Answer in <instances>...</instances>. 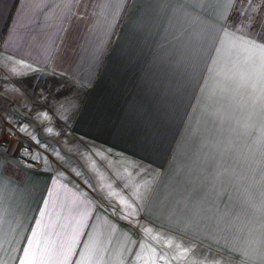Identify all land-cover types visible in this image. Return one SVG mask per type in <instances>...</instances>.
<instances>
[{"label":"crops","instance_id":"1","mask_svg":"<svg viewBox=\"0 0 264 264\" xmlns=\"http://www.w3.org/2000/svg\"><path fill=\"white\" fill-rule=\"evenodd\" d=\"M235 3L0 0V71L7 72L9 87L16 85L13 95L24 97L31 109L63 112V126L75 138L114 152L104 154L105 160L130 159L137 168H157L154 178L139 182L137 192L148 187L145 199L142 194L129 200L125 168L120 180L104 174L103 191L85 190L51 165L23 166L0 148V204L6 212L0 223L3 264H20L25 248L38 255L47 250L44 264H145V241H176L173 234L178 233L186 241L207 242L209 230H221L222 221L216 218L198 222L188 217L189 201L176 187V154L170 147L181 124H152L137 114L176 112L164 105L176 95V82L191 78L186 73L193 65H204L207 76L209 64L204 56H179L177 49L189 45L178 43L176 35L198 42L194 47L201 54L208 52L209 42L214 48L234 44L222 29L236 31L225 26ZM156 129L162 133L153 134ZM201 188L195 184L189 196L199 200ZM232 234L236 241L238 231ZM244 243L253 246L250 238ZM210 244L224 249L220 243ZM224 252L216 257L222 260ZM155 255L152 264H177L181 258L168 248Z\"/></svg>","mask_w":264,"mask_h":264},{"label":"rangeland","instance_id":"2","mask_svg":"<svg viewBox=\"0 0 264 264\" xmlns=\"http://www.w3.org/2000/svg\"><path fill=\"white\" fill-rule=\"evenodd\" d=\"M249 15L254 21L264 20V0H237L226 28L237 29L247 23ZM250 31H257L255 23ZM177 35L178 43L189 45V49H177L179 56L206 57L209 61L207 76L201 69L204 65L191 66L193 71L186 73L192 74L191 78L179 79L176 95L167 98L164 104L176 112L137 115L145 116L152 124L167 120L181 124L175 129V141L170 147L176 154V187L184 191L189 201L188 217L198 222L201 217L216 218L217 222L222 221L219 222L221 230H209L207 242L186 241L185 235L178 233L173 234L176 241H145L141 246L143 262L152 264L158 249L168 248L181 257L176 260L177 264H264V81L258 79L253 67L243 63L241 47L225 43L214 48L215 43L209 42L208 52L201 54L200 49L194 47L198 42L186 40L180 33ZM233 65L242 79L228 82L216 75L218 72L230 74ZM194 68L198 71L196 75ZM15 88L14 83L9 87L7 72L1 70L0 148L11 161L27 167H37L41 163L51 165L85 190L101 188L103 191L101 179L107 178L104 174L110 177L113 174L120 180L121 170L125 168L129 180L128 199L142 194L145 199L148 187L143 192L142 186V192H137L139 182L154 178L157 168H137L138 164L130 159L128 162L105 160L104 154L114 152L98 150L87 141L75 138L63 126V112H47L41 107L31 109L26 106L24 97L13 95ZM189 92L191 95H187ZM162 130L151 131L159 135ZM23 146L28 149L24 150ZM167 163L166 160L162 162L165 166ZM156 164L160 166L158 161ZM183 166L192 170L182 169ZM136 168L138 171L132 172ZM195 184L202 187L198 190L202 195L197 201L189 196L195 193L192 190ZM204 205L207 210L202 209ZM182 212L177 213L178 218ZM233 231L239 233L236 241L232 240ZM245 238H250L253 246H246ZM210 243H220L224 249ZM182 248L191 251L185 254ZM223 250L227 251L224 252L227 256L220 260L216 256ZM207 252L213 255H203Z\"/></svg>","mask_w":264,"mask_h":264},{"label":"snow or ice","instance_id":"3","mask_svg":"<svg viewBox=\"0 0 264 264\" xmlns=\"http://www.w3.org/2000/svg\"><path fill=\"white\" fill-rule=\"evenodd\" d=\"M250 2V0H249ZM255 23L257 31L252 32V25ZM223 35L225 37H231L235 42L234 47H241V50L244 55L243 63L253 67L254 71L257 73L259 80L264 81V20L254 21L253 18L249 15L247 23L239 25L235 32H229L227 29H222ZM217 76H222L228 82H236L238 78L242 79V74L236 68V65H233L230 74H221L216 73ZM253 89L256 88V85H252ZM51 131V129H49ZM35 159V158H34ZM6 212L0 204V223H2ZM127 219V217H125ZM33 235H36L33 232ZM2 236V233H0ZM39 247V242H37ZM182 251L185 254L190 253V249L182 248ZM23 258H18L20 264H44V257L48 255L47 250H43L38 255L37 252H30L28 248L23 249ZM161 260L164 257H160ZM0 264H3V261H0Z\"/></svg>","mask_w":264,"mask_h":264},{"label":"built area","instance_id":"4","mask_svg":"<svg viewBox=\"0 0 264 264\" xmlns=\"http://www.w3.org/2000/svg\"><path fill=\"white\" fill-rule=\"evenodd\" d=\"M23 149H24V150H27L28 148H27L26 146H23Z\"/></svg>","mask_w":264,"mask_h":264}]
</instances>
